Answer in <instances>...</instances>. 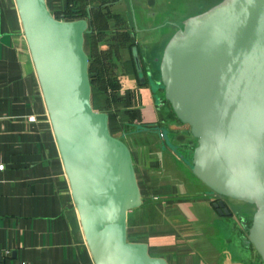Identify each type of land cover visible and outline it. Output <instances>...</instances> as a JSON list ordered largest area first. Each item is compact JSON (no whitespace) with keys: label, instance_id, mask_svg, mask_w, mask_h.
Wrapping results in <instances>:
<instances>
[{"label":"crops","instance_id":"obj_1","mask_svg":"<svg viewBox=\"0 0 264 264\" xmlns=\"http://www.w3.org/2000/svg\"><path fill=\"white\" fill-rule=\"evenodd\" d=\"M45 1L58 19L87 20L89 75L103 71L118 87L91 86V104L131 152L142 203L128 211L127 239L168 264H263L243 212L226 201L230 214L219 213L208 187L197 188L194 137L148 81L182 20L219 0ZM0 264H95L15 0H0Z\"/></svg>","mask_w":264,"mask_h":264},{"label":"water","instance_id":"obj_2","mask_svg":"<svg viewBox=\"0 0 264 264\" xmlns=\"http://www.w3.org/2000/svg\"><path fill=\"white\" fill-rule=\"evenodd\" d=\"M15 2L94 263L168 264L127 239L141 192L128 146L91 104L87 20L58 19L45 0ZM158 69L163 99L197 142L191 173L220 197L219 213L230 214L224 198L254 207L247 241L264 264V0H219L187 16Z\"/></svg>","mask_w":264,"mask_h":264},{"label":"rangeland","instance_id":"obj_3","mask_svg":"<svg viewBox=\"0 0 264 264\" xmlns=\"http://www.w3.org/2000/svg\"><path fill=\"white\" fill-rule=\"evenodd\" d=\"M199 1H201V2H203V1H209V0H199ZM214 1H217V0H211V3L212 2H214ZM211 5V4H210ZM209 6V5H208ZM184 6L183 5H179V8L180 9H182ZM191 7H193V4L192 5H190L188 8H186V11H188ZM185 11V12H186ZM184 12V13H185ZM183 13V14H184ZM183 14H181L180 16L182 17L183 16ZM192 14V13H191ZM158 62H159V60L157 61V67H158ZM156 64H153V75L156 77L155 79H153V77L151 78V79H147L148 81H149V84H150V86L153 88V89H155V90H157V88H159V91H158V93H160V95L162 96V98H163V89H162V87H161V85H160V83H158L159 82V69H155L156 67ZM151 75V74H150ZM92 95V94H91ZM93 99H94V96H93ZM94 104V103H93ZM166 104V103H165ZM168 104V103H167ZM169 106V105H168ZM181 123V122H180ZM183 125H186V124H183ZM187 127H188V129H189V126L188 125H186ZM190 131V130H189ZM191 134V133H190ZM194 143H195V145L197 144V142H196V139L194 138ZM194 145V146H195ZM201 183V182H200ZM199 182H197V188H201V187H205L204 186V183L203 184H200ZM209 191V190H208ZM209 193H210V191H209ZM212 194V193H211ZM213 195V198H214V200H217V199H220V197H218L216 194H212ZM223 201L224 202H226L227 201V203L229 204V206H231V208H233V209H238L239 211H240V213L241 212H243L242 213V215L244 216V221H245V223H247V225L248 224H250L251 223V215H252V212H253V210H254V207L252 206V205H248V204H246V203H244V202H242V201H238V200H234V199H230V198H224L223 199ZM245 213V214H244Z\"/></svg>","mask_w":264,"mask_h":264},{"label":"trees","instance_id":"obj_4","mask_svg":"<svg viewBox=\"0 0 264 264\" xmlns=\"http://www.w3.org/2000/svg\"><path fill=\"white\" fill-rule=\"evenodd\" d=\"M64 16L70 17V18H78V17H80L82 15H81V13L71 12L70 11L69 13H65ZM54 17H56V16H54ZM56 18H58V17H56ZM94 67L95 66L93 64L88 65V74H89L90 71L95 70ZM89 80H90V85L91 86L97 87V88L102 89V90H106V88H108V84H110L111 88H113V89H117L118 88V87H116V85L110 79H108V78H106L104 76V72L103 71H98V77L97 78H95L94 76L91 77V75H89ZM249 225L250 224H248V226Z\"/></svg>","mask_w":264,"mask_h":264},{"label":"flooded vegetation","instance_id":"obj_5","mask_svg":"<svg viewBox=\"0 0 264 264\" xmlns=\"http://www.w3.org/2000/svg\"><path fill=\"white\" fill-rule=\"evenodd\" d=\"M149 76H151L150 74H148Z\"/></svg>","mask_w":264,"mask_h":264}]
</instances>
